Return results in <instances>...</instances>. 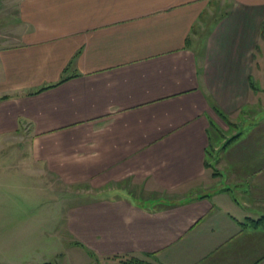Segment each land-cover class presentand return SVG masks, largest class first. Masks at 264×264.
Wrapping results in <instances>:
<instances>
[{
  "label": "crops",
  "instance_id": "1",
  "mask_svg": "<svg viewBox=\"0 0 264 264\" xmlns=\"http://www.w3.org/2000/svg\"><path fill=\"white\" fill-rule=\"evenodd\" d=\"M259 113L264 0H0V144L97 194L74 264H264Z\"/></svg>",
  "mask_w": 264,
  "mask_h": 264
},
{
  "label": "rangeland",
  "instance_id": "2",
  "mask_svg": "<svg viewBox=\"0 0 264 264\" xmlns=\"http://www.w3.org/2000/svg\"><path fill=\"white\" fill-rule=\"evenodd\" d=\"M14 146L0 144V264H61L63 258L74 264V242L67 235L69 202L97 194L78 189L71 194L53 192L50 184L39 182L44 178L24 173L28 167L17 159L24 146Z\"/></svg>",
  "mask_w": 264,
  "mask_h": 264
},
{
  "label": "trees",
  "instance_id": "3",
  "mask_svg": "<svg viewBox=\"0 0 264 264\" xmlns=\"http://www.w3.org/2000/svg\"><path fill=\"white\" fill-rule=\"evenodd\" d=\"M223 120L225 121L226 119L223 117ZM249 223H250V225H252L254 227L260 226V227H262L264 229V217L260 218V219H258L256 221H250ZM122 263L123 264H148V263H145L143 261L136 260L134 258L127 259V260L123 261Z\"/></svg>",
  "mask_w": 264,
  "mask_h": 264
}]
</instances>
